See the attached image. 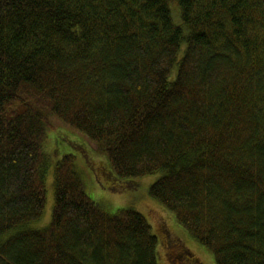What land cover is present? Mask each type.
Here are the masks:
<instances>
[{"label": "trees", "instance_id": "16d2710c", "mask_svg": "<svg viewBox=\"0 0 264 264\" xmlns=\"http://www.w3.org/2000/svg\"><path fill=\"white\" fill-rule=\"evenodd\" d=\"M58 127L120 179L163 172L150 197L215 264H264V0H0V264H158L147 218L104 212L71 154L29 227Z\"/></svg>", "mask_w": 264, "mask_h": 264}, {"label": "rangeland", "instance_id": "374dc122", "mask_svg": "<svg viewBox=\"0 0 264 264\" xmlns=\"http://www.w3.org/2000/svg\"><path fill=\"white\" fill-rule=\"evenodd\" d=\"M174 18L180 22L179 10ZM182 47L180 57L184 52ZM44 149L50 171L45 179L47 202L43 216L29 224L31 229L47 228L52 220L54 197V170L58 162L68 154L75 156V167L84 184L86 193L109 215L133 209L142 213L159 240L158 264H215L213 254L197 243L176 221L175 216L152 199L149 189L162 175L157 172L140 178L120 179L105 156L97 153L85 138L66 127H58L47 133ZM184 254L183 259L177 257ZM192 256V258L189 257Z\"/></svg>", "mask_w": 264, "mask_h": 264}, {"label": "flooded vegetation", "instance_id": "af4514ba", "mask_svg": "<svg viewBox=\"0 0 264 264\" xmlns=\"http://www.w3.org/2000/svg\"><path fill=\"white\" fill-rule=\"evenodd\" d=\"M185 254H186V253H185ZM179 256H184V254H180ZM189 257H190V258H192V256H191V255H189Z\"/></svg>", "mask_w": 264, "mask_h": 264}]
</instances>
